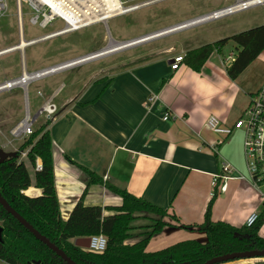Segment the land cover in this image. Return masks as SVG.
Instances as JSON below:
<instances>
[{
	"label": "crops",
	"instance_id": "1",
	"mask_svg": "<svg viewBox=\"0 0 264 264\" xmlns=\"http://www.w3.org/2000/svg\"><path fill=\"white\" fill-rule=\"evenodd\" d=\"M191 29L167 35L176 38L163 46L150 47L145 58L141 52L117 60L119 64L115 66L107 62L95 72L72 70L75 67L61 72L72 71L67 75L71 77L69 83L63 82L64 87L58 90L59 86L45 102L51 99L57 107L48 118V129L53 136L56 189L63 220L70 217L84 192L85 206H101L105 215L115 213L112 208L121 205L123 199L108 184L124 188L179 219L153 235L147 251L154 252L186 239L206 242V233L200 232L198 226L214 196L213 221L242 227L252 213L262 211L263 202L248 182L234 179L225 191L214 188L213 174L220 171L224 158L238 167L225 149L229 138H222L205 126L211 115L232 126L236 120L231 121L232 115L240 106L245 109L250 95L261 86L243 96L239 82L246 70L237 79L227 74L231 64L223 58V51L232 40L220 51L215 50L200 71H194L186 62L173 70L174 56L234 35L223 37L226 27L222 26L216 30L218 38L206 41L201 36L185 34ZM263 81L264 75L258 83ZM244 84L248 88L253 82ZM64 90L63 98L56 99ZM153 94L158 99L148 105ZM166 112L170 117L164 120ZM10 134L0 125L1 153L9 145L20 149ZM216 141L217 151L213 147ZM28 149L21 147L20 151ZM36 162L42 163L40 158ZM79 165L103 179L102 184L88 185L89 176ZM27 166L34 180L35 168ZM29 190L30 194L24 192L32 197L42 193L34 185ZM135 216L127 244L147 236L156 220L161 219L158 214L147 212H137ZM164 219L168 222L169 217ZM260 235L264 238V226ZM263 260L237 259L220 264H260Z\"/></svg>",
	"mask_w": 264,
	"mask_h": 264
},
{
	"label": "trees",
	"instance_id": "2",
	"mask_svg": "<svg viewBox=\"0 0 264 264\" xmlns=\"http://www.w3.org/2000/svg\"><path fill=\"white\" fill-rule=\"evenodd\" d=\"M230 40L237 44L238 52L227 68V74L237 79L264 50V24L189 51L184 60L198 72L211 54L215 50L220 51ZM22 148H30L27 159L33 167H36V159H41L42 169L35 172L33 180L26 162L18 161V155L0 160V192L35 229L63 249L78 264H204L221 254L264 249V238L260 235L264 226V204L252 226L246 224L235 227L222 220L213 221L212 207L216 196L209 202L205 219L198 226L200 232L206 233V242L186 239L154 252L147 251L150 239L165 228L173 226L164 218L170 216L174 220L179 219L124 188L108 184V188L123 199L121 205L112 208L115 213L105 215L101 206H85L84 192L65 221L60 213V201L57 196L52 131L44 128L34 131ZM67 159L72 161L69 156ZM79 167L89 176L88 185L102 184L103 179L88 167ZM33 185L42 190L40 195L32 197L25 194L24 191ZM137 212L158 214L161 219L156 220L153 231L147 236L135 244H127L125 241L130 238V225L136 219ZM0 227L3 228L0 239L1 259L11 264H68L20 224L1 203ZM96 234H105L108 237V247L103 254L87 251L72 242V239L87 238Z\"/></svg>",
	"mask_w": 264,
	"mask_h": 264
},
{
	"label": "rangeland",
	"instance_id": "3",
	"mask_svg": "<svg viewBox=\"0 0 264 264\" xmlns=\"http://www.w3.org/2000/svg\"><path fill=\"white\" fill-rule=\"evenodd\" d=\"M7 2V13L0 17V48L15 46L20 39V32L18 31V16L16 15L17 0H7ZM234 2L235 0H163L162 2L146 6V8L130 12V14L127 15L114 16V18L108 21V29L102 22H97V24L82 28L79 31L69 32L63 36L48 39V41L32 44L25 48V65L27 66L28 71L33 73V71L49 67V65L96 53L98 50L108 47L113 42H129L132 39H137L147 33L162 30L164 27L180 23L181 21L196 18V16L229 6V4ZM22 10L24 16L23 32L26 40L46 35L64 27L61 20H56L47 28H41L39 25L30 22L32 15H30V10L26 4L23 5ZM262 24H264V4L245 9V11L236 12L220 20L201 24L200 26H196V28L185 32V34L189 37H197L198 35L203 37L206 41H213V39L218 38L216 36H220L216 35V30L222 26L226 27L224 31L225 34L222 35L223 37H227L232 34L246 31L247 29L262 26ZM174 38H176V36H165L163 38L148 41L147 43L131 46L110 55L98 57V59L91 60L90 62H83L81 65L75 66L72 70L82 69L84 71L93 70L92 72H95L99 70V68H103L105 64H108L107 62L115 66V63L116 65L119 64L116 62L117 60H126V58L128 59L134 54H140L141 52L143 53L142 58H145L147 54L144 55V53H148L150 47L163 46L164 44L173 41ZM237 52V44L232 41L224 49L223 58L227 59L231 53L237 55ZM21 58V52L17 50L0 56V82L5 79H16V77L22 75L23 66L21 65ZM71 72L72 71H66L62 74L60 72L44 79L35 80L28 87L27 94L31 114L35 115L38 109L45 103V100L50 98L49 96L63 82H66L67 84L69 83L71 77H67V75ZM101 74L103 73H100V75ZM263 75L264 50L258 59L248 66L243 73V79L239 82L242 86L241 95L243 94V96H246L248 91H254L262 86L264 81L262 83L258 82ZM105 76L109 77L110 74H106ZM248 81L253 82L252 86L244 88L243 84ZM65 92L66 90L62 91L56 99H62ZM24 96V88L20 86L11 91L0 93V125L6 128L8 133L26 116V100ZM247 106L248 105H246L245 109L243 108L244 106H240L241 109L232 115L231 121L240 117L247 109ZM49 125L50 120H48L46 114H43L36 117L33 130L37 131L41 128L48 130ZM10 137H12L11 134ZM243 138V131L235 130L233 135L227 140L228 142L225 145V149H227V153L233 158L238 169H241L240 171L245 174ZM28 139L29 136L15 139L16 142H14V145L20 149L16 150L9 145V149L4 150L0 154V160L18 155V161L25 160V162L29 164L27 155L24 156L22 151H20L22 145H24ZM223 157L225 156L223 155ZM224 159L229 161L226 158ZM29 165L32 166L31 164ZM30 169L33 174L32 167H30ZM167 220L168 223L172 224L174 219L169 216V219Z\"/></svg>",
	"mask_w": 264,
	"mask_h": 264
},
{
	"label": "built area",
	"instance_id": "4",
	"mask_svg": "<svg viewBox=\"0 0 264 264\" xmlns=\"http://www.w3.org/2000/svg\"><path fill=\"white\" fill-rule=\"evenodd\" d=\"M163 0H17V12L18 16V31L20 32V39L18 44L23 41L27 42L25 47L15 46L0 48V56L15 52V50L21 52V65L22 75L16 77V79H5L0 82V93L4 91H11L18 86L24 88L25 100H26V112L25 118L21 120L18 125L13 128L10 132L13 140L31 136L34 133L33 126L35 119L33 114L29 110V98L27 94L28 87L35 81L43 78H47L50 75L57 74L65 71L67 68H72L81 65L76 61L67 60L65 62L56 63L49 65V67L42 68L33 73H30L25 65V48L38 42L48 41V39L57 38L65 35L66 33L79 31L82 28H86L102 22L108 29V21L114 16L127 15L130 12L146 8V6L153 5ZM239 1H242L239 3ZM26 4L30 10L32 24H37L41 28H47L52 25L54 21L61 20L64 27L59 30H55L43 36H38L30 40L25 39L23 32V5ZM264 4V0H235L234 3L229 6L218 8L210 13L196 16V18L181 21L180 23L173 24L171 26L164 27L162 30L147 33L144 36L139 37L142 43L148 41L163 38L164 36L175 34L181 30L190 29L196 27V25L210 23L214 20H220L228 17L239 11H245V9L261 6ZM239 5V6H237ZM8 2L7 0H0V17L7 13ZM138 39V38H137ZM133 40V39H132ZM119 43V42H118ZM125 43V42H122ZM136 44V45H139ZM134 45V46H136ZM88 56L90 54H87ZM185 54L177 55L172 58L171 67L173 70L180 69L181 65L185 62ZM233 54H230L227 58V62L231 64L234 61ZM91 61V60H90ZM83 63V62H82ZM29 73L32 78L28 79L29 83L25 86L19 84V80L24 77L25 73ZM64 87V83L60 85L58 90ZM158 99V96L153 94L149 97L148 105L153 104ZM28 100V101H27ZM56 105L52 100L45 102L41 108L35 114L37 116L46 114L47 118L56 111ZM170 114L166 112L164 120L168 119ZM205 126L208 130L213 133H218L222 138H229L233 135L235 130L243 131V157L245 160L246 173H242L237 168L227 161L221 162L220 171L213 174V185L214 188L219 191H225L228 187V183L231 180L238 179L241 181L248 182L254 190L258 193L260 200L264 204V84L253 94L250 95V101L247 109L244 113L238 117L232 126L224 124L220 121L217 116L211 115L206 121ZM219 141L213 144L215 151ZM28 151H22L23 155L26 156ZM41 163L36 162L35 171L42 169ZM259 213L254 212L247 219V224H252L258 219ZM108 237L105 234H96L90 236V247L88 250L103 254L108 247ZM87 250V251H88ZM0 264H11L6 260L0 258Z\"/></svg>",
	"mask_w": 264,
	"mask_h": 264
},
{
	"label": "water",
	"instance_id": "5",
	"mask_svg": "<svg viewBox=\"0 0 264 264\" xmlns=\"http://www.w3.org/2000/svg\"><path fill=\"white\" fill-rule=\"evenodd\" d=\"M38 114H35L34 118L37 117ZM0 203L7 210L8 213L12 214L20 224H23L34 236L41 240L44 244L49 246L54 252H56L64 261L68 262V264H78L71 257H69L66 252L57 246L55 243H52L44 234H42L39 230L35 229V227L22 215L19 214L8 202L6 198H3L0 192ZM3 228L0 227V239H2ZM90 237L87 238H77L74 241V245H77L85 250H88ZM253 258H264V249H253L246 251H236L233 253H225L220 256H215L204 262V264H220L223 262L236 261L237 259H253Z\"/></svg>",
	"mask_w": 264,
	"mask_h": 264
},
{
	"label": "bare ground",
	"instance_id": "6",
	"mask_svg": "<svg viewBox=\"0 0 264 264\" xmlns=\"http://www.w3.org/2000/svg\"><path fill=\"white\" fill-rule=\"evenodd\" d=\"M242 1H239L241 3ZM239 6V5H237ZM144 40L138 39H133L129 42L125 43H118V42H113L111 43L108 47H105L104 49L98 50L96 53H92L89 56L88 55H83L82 57L76 59L78 63L82 64V62H88L90 60L98 59V57L105 56V55H110L112 53H115L119 50H123L125 48H129L131 46H134L136 44L142 43ZM27 45L26 41H23L21 44H18V47H25ZM32 78V76L27 72L24 74V77L21 78L18 82L20 85L25 86L29 83L28 79ZM30 190H26V193L30 194Z\"/></svg>",
	"mask_w": 264,
	"mask_h": 264
}]
</instances>
